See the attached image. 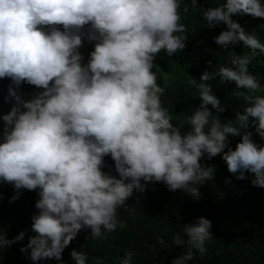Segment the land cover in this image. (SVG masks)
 I'll return each instance as SVG.
<instances>
[{
	"label": "clouds",
	"instance_id": "1",
	"mask_svg": "<svg viewBox=\"0 0 264 264\" xmlns=\"http://www.w3.org/2000/svg\"><path fill=\"white\" fill-rule=\"evenodd\" d=\"M182 5L183 13L200 14L207 28L225 26L213 41L230 60V66L205 69L199 82L186 81L200 104L183 134L161 101L165 89L158 78L172 77L154 63L161 52L171 58L186 48ZM238 16L264 20V2L224 0L204 9L197 0H0V79L11 81L5 102H16L0 116V184L14 188L10 204L21 190L39 197L34 235L19 249L25 259L61 261L82 231L90 230L94 240L126 227L120 211L134 212L127 201L148 184L163 183L199 200V186L214 172L201 163L205 157L220 156L237 180L251 177V186L264 188V145L253 140L255 133L264 141V95L258 94L264 85L249 71L264 56V43L233 19ZM85 41L94 42L86 64L80 52ZM240 45L248 51L231 50ZM214 80L235 85L233 96L244 102L233 119L221 118L227 107L214 94ZM23 84L40 91L22 101L17 90ZM230 137L240 138L235 150ZM106 157L116 176L104 171ZM211 228L203 217L184 226L189 247L171 264H187L193 249L203 256ZM25 235L0 236V249ZM184 244L174 237L175 246ZM70 256L87 264L85 252ZM133 256L125 252L120 264H133Z\"/></svg>",
	"mask_w": 264,
	"mask_h": 264
},
{
	"label": "trees",
	"instance_id": "2",
	"mask_svg": "<svg viewBox=\"0 0 264 264\" xmlns=\"http://www.w3.org/2000/svg\"><path fill=\"white\" fill-rule=\"evenodd\" d=\"M197 2L198 6L207 9L218 6L224 0ZM184 3L190 4V0H184ZM181 15L182 22L188 28L186 48L183 53L171 58L161 52L159 62L162 71L169 72L178 79L165 83L162 78H158V83L165 89L161 96L162 104L172 115V123L178 127L183 125V134L191 130L187 117L200 104L196 89L186 81L195 78L199 82L205 69L212 71L218 65L230 66V60L228 52L213 41L221 31L226 30L224 25L207 28V22L200 14L191 11L183 13V5ZM233 19L264 43V20L251 16ZM93 50L94 42L85 41L80 49L85 64ZM231 50L238 55L248 51L242 45ZM208 61H212L211 68L208 67ZM249 71L260 76V82L264 85V56L254 59L249 65ZM210 84L221 104L227 107L220 114L222 119H233L236 112L243 111L244 102L233 96L235 85L220 84L215 80ZM10 85L9 79H0V116L7 114L16 103L14 100L5 102ZM17 91L21 100L27 101L40 90L23 84ZM2 128L3 121L0 120V129ZM229 139L230 146L235 150L240 138ZM253 140L264 145V141L255 133ZM201 163H206L214 172L211 180L199 186V200L183 191L170 192L163 183L148 184L145 193L134 192L133 197L127 201L130 208H135L134 212L129 213L123 209L120 211L119 220L126 227H118L115 232L105 233L103 238L94 240L90 230L82 231L65 249L61 261L46 260L39 264H75L70 256L73 250L85 252L88 255L87 264H96L97 258L103 264H120L125 252L134 253L133 264H171L174 259L186 254L189 247L183 227L200 217L212 222L213 239L206 242L207 250L203 256L193 249L194 257L187 264H264V188L251 186V177L243 181L237 180L228 173L220 156L211 161L205 157ZM105 165V172L117 175L110 157L105 158ZM0 194L3 196L0 200V236L7 235L8 239H13L21 231L26 233L23 242H18L5 251L0 249V264H32L19 249L34 235L31 232V217L38 214L35 208L38 192L21 190L20 198L11 204L9 199L16 194L11 185L0 184ZM176 235L185 241L184 247L174 245Z\"/></svg>",
	"mask_w": 264,
	"mask_h": 264
},
{
	"label": "rangeland",
	"instance_id": "3",
	"mask_svg": "<svg viewBox=\"0 0 264 264\" xmlns=\"http://www.w3.org/2000/svg\"><path fill=\"white\" fill-rule=\"evenodd\" d=\"M161 57H162V54L161 53H159L157 56H156V59H155V61H154V63L156 64V65H158L159 66V68L161 69V67H160V64H159V62H160V60H161ZM155 70V69H154ZM171 79H169L167 82H165V83H169V82H173L174 80H177L178 78H176L175 76H173V75H171ZM163 79V78H162ZM164 80V79H163Z\"/></svg>",
	"mask_w": 264,
	"mask_h": 264
}]
</instances>
